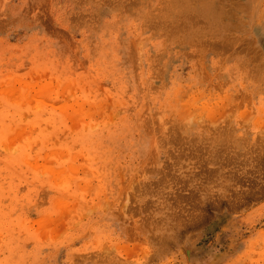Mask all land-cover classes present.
I'll list each match as a JSON object with an SVG mask.
<instances>
[{
  "label": "rangeland",
  "instance_id": "rangeland-1",
  "mask_svg": "<svg viewBox=\"0 0 264 264\" xmlns=\"http://www.w3.org/2000/svg\"><path fill=\"white\" fill-rule=\"evenodd\" d=\"M0 264H264V0H0Z\"/></svg>",
  "mask_w": 264,
  "mask_h": 264
}]
</instances>
